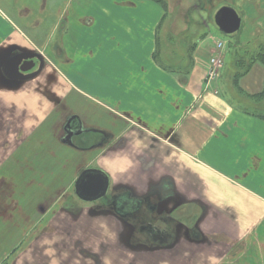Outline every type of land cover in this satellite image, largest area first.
I'll use <instances>...</instances> for the list:
<instances>
[{"label":"crops","instance_id":"1","mask_svg":"<svg viewBox=\"0 0 264 264\" xmlns=\"http://www.w3.org/2000/svg\"><path fill=\"white\" fill-rule=\"evenodd\" d=\"M165 16L157 0H0V172L28 219H8L0 264H69L70 237L73 251L109 244L114 260L120 245L138 264H264V117L208 83L215 45L159 52ZM21 55L36 64L17 75ZM259 64L243 77L252 95ZM72 124L86 132L69 143ZM88 169L141 209L83 201Z\"/></svg>","mask_w":264,"mask_h":264},{"label":"rangeland","instance_id":"2","mask_svg":"<svg viewBox=\"0 0 264 264\" xmlns=\"http://www.w3.org/2000/svg\"><path fill=\"white\" fill-rule=\"evenodd\" d=\"M163 1L167 11L158 31L159 52H168L171 55L172 53H181L185 57L187 54L190 55L192 52L191 48L195 43L200 44L203 42L201 44L205 47H213L219 39L224 40L226 42V48L224 49L225 60L215 82L218 83L223 92L234 103L264 116V96L261 98H254L252 93L246 91L244 87H242L244 75L238 74L246 69L250 59H253V57L255 58L260 51H264V0ZM224 5L234 7L242 17L241 29L233 34L227 35L222 33L215 21L216 12ZM241 58L245 59L246 66L237 63ZM259 65L264 69L261 63ZM262 84L263 81L261 82V85ZM261 85L259 88H261ZM257 89L258 88H256V90ZM2 175L4 177H2ZM13 177L15 176L11 170L9 172H0V220L5 219L0 225V237H2V239H4V235H6L8 219L11 220L13 226L20 225L19 228L21 229L28 225V215L26 216L27 220H24L23 223L20 221L21 224H18V217H20V215H15L18 212L24 214L26 210L22 207V204L17 198V190L19 189L14 188L11 184ZM69 190L70 200L75 202L78 201L79 199H77L73 193L74 189L70 187ZM73 207H75V204L68 205L69 210ZM18 208L19 210H17ZM38 211L39 210H36L35 206L34 212L39 214ZM16 217L17 219H15ZM71 227L72 226H70V228ZM17 238L20 237H16V239ZM26 238L28 237H25V239ZM73 239L74 240L70 237V244H72V246H70V250L66 252L70 260L69 264H88L90 258V261L92 260L91 262L95 264L97 261L100 262V264H133L138 260L136 256L138 254H133L134 256H131L128 251L124 249L119 250L121 247L120 245L116 247L115 251L117 252V257L114 260L111 257L114 255L112 252L113 249H110L112 245L109 244L100 246V250L98 251H73L71 248H73V246L75 247V244L78 243L76 237H73ZM23 241L25 240L23 239ZM8 246V240H4L3 247L8 248ZM10 253H13V251H10ZM100 255L102 259L97 260ZM82 256L84 257V262L81 260ZM125 256L127 258H125ZM93 258H96V261Z\"/></svg>","mask_w":264,"mask_h":264},{"label":"water","instance_id":"3","mask_svg":"<svg viewBox=\"0 0 264 264\" xmlns=\"http://www.w3.org/2000/svg\"><path fill=\"white\" fill-rule=\"evenodd\" d=\"M215 21L220 31L227 35L239 31L242 26L241 15L230 5H224L218 9ZM35 64L33 55H21L13 59L10 71L17 75H23L30 71ZM108 187V177L104 172L98 169H88L79 177L76 193L81 199L90 201L104 196Z\"/></svg>","mask_w":264,"mask_h":264},{"label":"flooded vegetation","instance_id":"4","mask_svg":"<svg viewBox=\"0 0 264 264\" xmlns=\"http://www.w3.org/2000/svg\"><path fill=\"white\" fill-rule=\"evenodd\" d=\"M85 132H86L85 130L77 129V127L74 126V124H72V125H69V129L66 130V132H65L66 137L64 139L66 142L72 143L76 137H79L81 135L83 136V134ZM82 142H84V141H82ZM75 143H77V142L75 141ZM102 198L105 199L106 202L102 206L96 205L97 210L102 209V208L108 209V207H113V208H116L119 212H122L123 214L127 210L128 211H139L141 209V206L143 205V203L145 201V199L133 197L129 193V191H122V192H119L117 194H111L107 190V192L104 196H102L98 199H95V200H90V201L87 200V202H91V201L96 202ZM83 201H86V200H83ZM151 206L154 207L156 205L151 204ZM149 225H151V223H149L147 225V231L153 232V234L151 236L152 240H158V239L164 240V239H166V237L164 235V231L160 230L159 228H156L154 226H149ZM140 238H142V237H140ZM135 241L137 243H139L137 240H135Z\"/></svg>","mask_w":264,"mask_h":264},{"label":"built area","instance_id":"5","mask_svg":"<svg viewBox=\"0 0 264 264\" xmlns=\"http://www.w3.org/2000/svg\"><path fill=\"white\" fill-rule=\"evenodd\" d=\"M226 43L223 40H218L216 42V51L214 55L211 58V67L208 71V83L214 84L217 77L219 76V70L223 65V62L225 60L224 55V49H225Z\"/></svg>","mask_w":264,"mask_h":264},{"label":"trees","instance_id":"6","mask_svg":"<svg viewBox=\"0 0 264 264\" xmlns=\"http://www.w3.org/2000/svg\"><path fill=\"white\" fill-rule=\"evenodd\" d=\"M157 1H159V2H162L163 3V5L165 6V3H164V1L163 0H157ZM165 8H166V6H165ZM166 11H167V9H166ZM195 46V45H194ZM194 46H192V48L191 49H193L194 48ZM192 51V50H191ZM191 56V55H190ZM156 57H158V61H160V58H159V55L157 56L156 55ZM257 61H259L263 66H264V51H260L256 56H255V58L253 57V59H250V62L248 63V66L246 67V69L242 72V73H238L239 75H246L250 70H251V68H252V66H253V64L255 63V62H257ZM161 62V61H160ZM180 62L182 63L183 61L182 60H180ZM166 63V65L165 66H168V63L167 62H165ZM237 63H240V64H244V66H246L247 64L245 63V59H239L238 60V62ZM179 65H180V67H184V65H183V63L182 64H180L179 63ZM254 98H261V97H263L264 96V82H263V86H262V90L259 92V93H257V94H254V95H252ZM262 117H264V116H262Z\"/></svg>","mask_w":264,"mask_h":264}]
</instances>
